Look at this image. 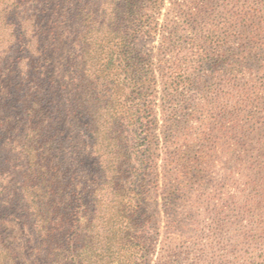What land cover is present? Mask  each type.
<instances>
[{
	"label": "trees",
	"instance_id": "obj_1",
	"mask_svg": "<svg viewBox=\"0 0 264 264\" xmlns=\"http://www.w3.org/2000/svg\"><path fill=\"white\" fill-rule=\"evenodd\" d=\"M166 2L69 0L62 16L72 30L64 34L76 48V56L69 59L73 93L65 111L83 120V151L98 169L96 184L88 193L90 215L84 214L57 158L64 133L63 112L53 101L54 79L41 25L51 12V0L0 3V75L7 67L16 71L12 95L2 109L18 113L23 141L31 143L33 154L25 175L30 180L25 183L35 182L32 193L27 190L26 207L34 206V239L45 264L151 262L149 220L143 219L139 195L150 178L158 187V163L170 161L162 159L166 153L161 145L165 141L166 150L175 137L162 139L160 123L166 125L165 131H173V106L195 86L198 70L208 62L209 48L228 38V32L238 35L235 24L229 26L235 20L231 14L227 15L228 32L221 37L214 25L198 31L180 25L172 10L176 2L169 3L163 15ZM180 33L191 35L184 39ZM159 35L158 46L146 49L147 40ZM238 130L227 128V134ZM170 164L177 166L176 157ZM257 222L253 235L243 238L263 252L229 251L225 258L232 261L224 264H264V220ZM231 241L226 240L227 244ZM216 256L213 248L211 264H218ZM1 262L0 258V264H5Z\"/></svg>",
	"mask_w": 264,
	"mask_h": 264
},
{
	"label": "rangeland",
	"instance_id": "obj_2",
	"mask_svg": "<svg viewBox=\"0 0 264 264\" xmlns=\"http://www.w3.org/2000/svg\"><path fill=\"white\" fill-rule=\"evenodd\" d=\"M68 1L51 0V12L41 25L54 79L53 101L63 112L58 163L84 214L90 215L88 193L98 178L97 163L83 151V120L73 111L69 115L65 111L66 100L73 93L69 59L76 56V48L64 34L71 30L62 17ZM171 2H176L172 10L180 25H191L195 31L214 25L223 37L231 14L235 20L229 26L235 24L238 35L228 32V38L209 48L208 62L198 70L195 86L173 106V131H165L166 125L160 123L162 139L175 137L166 150V142L162 143V153H166L162 159L176 157L177 166L160 160L158 187L150 178L139 195L143 219L149 220L150 264H211L213 248L217 253L214 261L224 264L227 259L232 261L225 258L229 251L248 248L256 254L263 252L243 236H252L256 221L264 220V0H167L163 15ZM180 34L184 39L191 35ZM160 35L145 41L146 49L158 46ZM1 73V263L45 264L34 239L37 215L33 204L26 207L27 190L32 193L35 182L25 183L30 180L25 175L31 143L23 141L18 113L2 109L12 95L16 71L7 67ZM232 127L239 130L227 134ZM258 163L262 169L257 168ZM228 238L232 239L229 244Z\"/></svg>",
	"mask_w": 264,
	"mask_h": 264
}]
</instances>
